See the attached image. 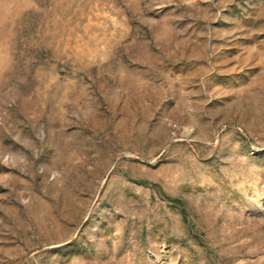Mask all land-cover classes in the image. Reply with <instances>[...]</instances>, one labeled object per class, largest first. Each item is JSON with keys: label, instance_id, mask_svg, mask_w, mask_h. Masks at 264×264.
Masks as SVG:
<instances>
[{"label": "rangeland", "instance_id": "obj_1", "mask_svg": "<svg viewBox=\"0 0 264 264\" xmlns=\"http://www.w3.org/2000/svg\"><path fill=\"white\" fill-rule=\"evenodd\" d=\"M0 264H264V0H0Z\"/></svg>", "mask_w": 264, "mask_h": 264}]
</instances>
